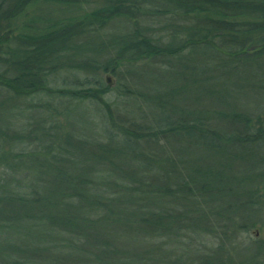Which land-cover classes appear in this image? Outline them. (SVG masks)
<instances>
[{"label": "trees", "instance_id": "trees-1", "mask_svg": "<svg viewBox=\"0 0 264 264\" xmlns=\"http://www.w3.org/2000/svg\"><path fill=\"white\" fill-rule=\"evenodd\" d=\"M38 1L0 0V23L8 24L0 33V87L26 105L38 129L32 152L10 155L26 176L1 180L0 264H162L161 248L145 251L141 243L196 227L206 218L200 200H213L208 215L216 221L227 215L226 228L258 209L264 0H103L86 13L79 6L87 0H43L65 15L11 31L8 22ZM117 23L121 29L106 37ZM92 53L104 62L89 59ZM58 73L73 89L47 90ZM104 74L117 79L114 89ZM116 101L122 116L110 104ZM85 103L99 121L96 138L39 127L48 114L68 119ZM2 129L0 144L18 146L19 137ZM235 164L248 165L235 173L239 181L227 176ZM226 197L242 199L245 210L234 202L221 208Z\"/></svg>", "mask_w": 264, "mask_h": 264}, {"label": "rangeland", "instance_id": "rangeland-1", "mask_svg": "<svg viewBox=\"0 0 264 264\" xmlns=\"http://www.w3.org/2000/svg\"><path fill=\"white\" fill-rule=\"evenodd\" d=\"M87 1L88 5L82 4V6H79L80 12L86 13L90 10H93L94 8L101 7V5L104 4L103 0ZM60 8L62 7L57 4H53L52 2L39 0L37 3L28 6L24 10V12L16 19L8 22L10 24V30L12 31L13 29V31H18L20 30L19 28L23 27L24 22L35 20L39 17L54 18L60 15H65L66 12H62ZM156 22L157 23L152 24V27H154L153 31L159 30V21ZM7 25V22L0 23L1 34H4L6 32L4 31V28ZM121 26L122 25L119 23L109 26L107 32L105 33L106 37H108L112 33L118 32L119 28L121 29ZM155 33L158 34L157 32ZM89 55V59H94L95 61L100 62V64H102L105 60L103 55L94 56L93 53ZM136 65L142 67L145 66L146 63H140ZM4 70L5 69L0 71ZM122 74L126 75L124 73V68L120 70V75ZM69 78L70 77L67 78L66 74L64 73H58L53 77V81L49 88H47V90L51 91L52 89L55 90L58 88L73 89V87L71 86V79ZM107 78H109L111 81V89H114L117 83V79L110 74H104L101 77L103 82H105V79ZM121 78L126 79L127 75L126 77ZM80 79L81 78L79 77V80ZM126 80L129 81L128 79ZM137 83L138 82L136 81V84ZM126 85L131 88H135L132 90L137 91V89H141V87L137 88V86L134 87L130 84ZM26 99L27 98H25V100ZM185 100L186 99H184V101ZM43 102L48 101L47 99H44ZM110 104L116 106L115 110L118 112V114H121L120 116L124 115V109H121L124 107V105H120V102L118 101L111 102ZM86 105V103L79 104L78 108L76 109L77 112L75 111V114L71 115L68 119H66L62 115H55L54 117H52V114H48L46 116V124L38 126L40 128L44 127V130H49V132L50 130H53V127L56 128L57 126H59V128H62L59 129L61 130V133L69 134L72 136V138L78 141L81 140L85 142L86 140L84 137L96 138L97 133H99V121L95 117H92L89 112L85 111ZM248 107L250 108L251 106ZM44 109L46 110V108ZM112 110L115 111L114 107H112ZM26 111V105L22 104V102L19 101L18 98L16 99L13 96H10L8 93H6L5 90L2 89V87H0V128H3L2 131L6 136L19 137V142L14 140L19 144L18 146H16L15 144L12 145V143H5L4 141L0 144V185L1 180H13L14 176L15 178L18 176V179H20L22 178V176H26L25 173H20L19 170L21 169H19V167L17 168L18 164L14 163V160L11 159L10 155L20 154L21 156H23V154H25L27 151L32 152L33 149L36 148V143L32 139L34 137L33 131H37L38 129H36L37 127H34L35 122L33 123L32 119L34 117H32V115L30 117V115L27 114L28 112ZM141 116L144 120L149 121V114H147V112ZM19 131H21V133ZM26 136L31 138L30 146V141H27L25 139ZM95 142L96 144L103 143L99 141ZM23 143H26V145ZM188 154L190 155V158L192 160H197L199 158V154L192 149L188 151ZM24 159L26 161L29 160H27L26 158ZM4 164L7 165L4 167ZM197 166L201 169L205 167L208 168V166L205 165L197 164ZM247 168L248 165L235 164L230 169H228L229 174H227V176L236 181H239L241 176L235 175V173L239 172V170L245 171ZM261 180L264 181V178ZM27 182H25L22 193L25 192L27 194L31 192V190L27 188L29 186V182ZM260 193L261 203L257 200L258 204H260V206H258V209H256L257 211L255 210L253 212H249L250 217H245V219H243L244 223H242L243 221L239 219L234 222V225L232 227H230L229 225V227L227 228L224 226L226 221H221L227 216L225 213L223 214L224 217L220 218V220L217 221L216 218L212 217L213 215H208L210 211H212L210 205L212 204L213 200L211 201V199L205 198L204 200H200V202L198 201L199 203H197L195 199L190 198L187 203L188 208L192 210V207H194L196 203L198 205L202 203V205L199 207V210L203 211L206 214V218L197 224L199 226L196 225L195 227L194 224H190L194 228H190V225L189 228H187V226L185 225L183 226L184 228H181L180 226L178 230H176L177 228H171L170 232L168 234H165L163 237L147 239L146 241H144V243L142 242L141 245H139L143 247L145 251H148L149 248L152 249L155 246H159V248H161L160 255L162 257L161 260H163L162 264H200L204 260L215 259L225 264H264V198H262V194H264V187H260ZM241 200L242 199H239V201H235L230 197H226L219 199V201L217 202L219 203L221 208H224V206L227 207L231 204V202H234L235 205H238L239 211H244L245 207H242L243 202H241ZM175 212L180 217L181 215L186 217V212L182 208L175 209ZM195 217L196 216L194 215L189 216L190 219H193ZM173 230L175 232H173ZM257 248H259V252L256 253L255 251ZM202 264H205V261L202 262Z\"/></svg>", "mask_w": 264, "mask_h": 264}, {"label": "water", "instance_id": "water-1", "mask_svg": "<svg viewBox=\"0 0 264 264\" xmlns=\"http://www.w3.org/2000/svg\"><path fill=\"white\" fill-rule=\"evenodd\" d=\"M106 82L108 83V85H111V81L109 78L106 79Z\"/></svg>", "mask_w": 264, "mask_h": 264}]
</instances>
